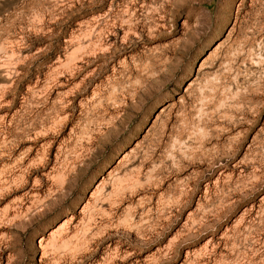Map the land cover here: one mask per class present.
I'll list each match as a JSON object with an SVG mask.
<instances>
[{
	"label": "rangeland",
	"instance_id": "1",
	"mask_svg": "<svg viewBox=\"0 0 264 264\" xmlns=\"http://www.w3.org/2000/svg\"><path fill=\"white\" fill-rule=\"evenodd\" d=\"M0 264H264V0H0Z\"/></svg>",
	"mask_w": 264,
	"mask_h": 264
}]
</instances>
